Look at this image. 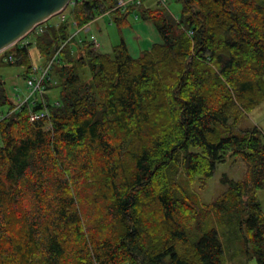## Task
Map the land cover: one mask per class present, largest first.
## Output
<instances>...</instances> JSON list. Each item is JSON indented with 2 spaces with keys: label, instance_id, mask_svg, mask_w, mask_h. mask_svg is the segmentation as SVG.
<instances>
[{
  "label": "trees",
  "instance_id": "trees-1",
  "mask_svg": "<svg viewBox=\"0 0 264 264\" xmlns=\"http://www.w3.org/2000/svg\"><path fill=\"white\" fill-rule=\"evenodd\" d=\"M145 1L162 43L138 58L122 37L109 52L67 42V22L36 38L45 62L64 44L57 103L12 112L0 79V264H224L215 229L187 234L211 212L237 215L264 264V134L236 132L264 102V0H177V16ZM115 2L73 0L72 17L80 28L113 10L121 30L132 11ZM29 47L7 49L26 73ZM227 157L244 177L222 175L226 192L200 210L178 174L203 185Z\"/></svg>",
  "mask_w": 264,
  "mask_h": 264
},
{
  "label": "rangeland",
  "instance_id": "rangeland-1",
  "mask_svg": "<svg viewBox=\"0 0 264 264\" xmlns=\"http://www.w3.org/2000/svg\"><path fill=\"white\" fill-rule=\"evenodd\" d=\"M119 1L120 0H116L115 9L125 11L128 8H131L132 12L128 17L129 22L132 23L133 21L140 19L138 9L143 7L142 0H123L124 5H122L123 7L121 6V8H119ZM144 4L149 7H155L156 5L166 7L170 13L175 16L180 13L181 9V5L177 0H147ZM73 6V3L68 4L62 13L57 14L49 18L46 22L38 25L24 38L17 42L20 46H30L29 52L32 60V67L34 65L39 71H41L45 68L44 65L50 63L51 60H53V63L55 62L58 57L59 49H61L64 44L61 45L48 62H45L44 59H40L38 51L35 48V42L36 38L42 35L47 27H58L59 24L64 22H67L69 25L68 31L70 32V36L68 38L69 41L67 42H70L72 39H75L74 42L78 43L85 40L91 44L92 51L94 52H109L114 45L119 43L121 30L117 29L110 15L113 10L96 16L93 21L79 28L72 17V12L74 10ZM127 26H124L121 29ZM85 27H90L89 32L82 30ZM91 36L98 40L100 43L99 48L94 47L92 41H90ZM8 55L12 54L7 50L0 53V79L5 82L6 92L14 106L13 100L15 94L23 96L28 92L25 78L29 76L31 69L26 73L24 68L15 65L17 61L16 58L13 57L14 60L12 62L9 60L7 61L6 57ZM51 70L52 67L48 73L49 81L47 82L41 97L34 95L30 98L29 103L33 104L38 101L43 105H45L46 102L49 104L57 103L59 100L60 79L58 75L55 72L52 73ZM3 111H5V109ZM252 127H257L264 134V102L246 115L236 132H240L241 129L243 130ZM244 174L245 167L243 163L240 160L227 157L223 162L216 164L212 177L203 185L198 181L188 183L181 173L178 174V181L181 187L185 190L187 198L201 210V208L212 204L219 196L226 192L227 186L220 181L222 175H226L231 180L239 181L244 177ZM255 195L260 203L261 210L264 213V189L257 190ZM239 222V217L235 214H217L211 212L210 216L201 219L200 228L192 225L188 228L187 234L191 241H197L203 233L213 228L216 230L221 242L223 252L222 260L224 264H257L255 258L246 252V244L240 230Z\"/></svg>",
  "mask_w": 264,
  "mask_h": 264
},
{
  "label": "water",
  "instance_id": "water-1",
  "mask_svg": "<svg viewBox=\"0 0 264 264\" xmlns=\"http://www.w3.org/2000/svg\"><path fill=\"white\" fill-rule=\"evenodd\" d=\"M71 2L73 0H0V53Z\"/></svg>",
  "mask_w": 264,
  "mask_h": 264
},
{
  "label": "built area",
  "instance_id": "built-area-1",
  "mask_svg": "<svg viewBox=\"0 0 264 264\" xmlns=\"http://www.w3.org/2000/svg\"><path fill=\"white\" fill-rule=\"evenodd\" d=\"M122 5H124L123 0H120L119 1V8H121ZM60 13H62V11ZM89 29H90V27H85L82 30H84L85 32H89ZM90 41H92L95 48L100 47V43L98 42V40H96L95 37L91 36ZM6 59H7V61L9 60L10 62H12L14 60L12 55H8L6 57ZM52 61L53 60H51L50 63L44 65L45 68H43L41 71H39L38 68H36L33 65V67L31 68L29 76L27 78H25V84H26V88L28 89V92L26 93V95H23V96H20L19 94H15L14 100H13L14 101V107H13L12 112L19 111L21 109V107L26 103L32 104V103H29V100L34 95L41 97L42 93L45 90L47 82L49 81L48 73L50 71L51 64L53 63ZM9 113H11V112H9ZM46 115H47V113L45 110L42 112H39V113H31L30 121H35L38 118H42Z\"/></svg>",
  "mask_w": 264,
  "mask_h": 264
},
{
  "label": "crops",
  "instance_id": "crops-1",
  "mask_svg": "<svg viewBox=\"0 0 264 264\" xmlns=\"http://www.w3.org/2000/svg\"><path fill=\"white\" fill-rule=\"evenodd\" d=\"M122 37L129 55L138 58L144 51L150 50L155 44H161L162 39L153 23L149 20L137 19L121 29Z\"/></svg>",
  "mask_w": 264,
  "mask_h": 264
}]
</instances>
